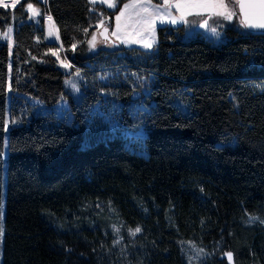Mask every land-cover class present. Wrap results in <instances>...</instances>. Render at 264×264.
<instances>
[{
    "label": "trees",
    "instance_id": "16d2710c",
    "mask_svg": "<svg viewBox=\"0 0 264 264\" xmlns=\"http://www.w3.org/2000/svg\"><path fill=\"white\" fill-rule=\"evenodd\" d=\"M109 12L88 0L0 7V30L15 27L12 48L0 42V264H191L186 242L205 249L197 264H264V222L249 221L264 218V31L230 28L212 44L163 25L152 48L90 53ZM48 15L60 43L45 40ZM60 46L95 78L78 102L49 54ZM103 92L120 103L119 126L145 128V152L120 130L88 136ZM24 96L67 98L70 116L20 120ZM9 104L20 122L7 130ZM115 223L141 231L117 243Z\"/></svg>",
    "mask_w": 264,
    "mask_h": 264
},
{
    "label": "rangeland",
    "instance_id": "374dc122",
    "mask_svg": "<svg viewBox=\"0 0 264 264\" xmlns=\"http://www.w3.org/2000/svg\"><path fill=\"white\" fill-rule=\"evenodd\" d=\"M46 1V0H41ZM90 2V0H88ZM112 3H114L115 7H108L107 3L104 2V0H97L95 4L91 3L92 5H100L101 8H105L108 11H110L104 20H100L97 22L96 27L97 29L91 33L90 39L88 40V51L90 53L98 52L102 49L106 50H114L120 47H143L144 43H151L152 47L154 44L158 41V27L163 25H169V26H183L184 27V35L183 39L189 40L191 38H202L206 41H209L212 44H221L225 42L228 38L227 30L232 28L236 29L238 31H246L247 28H244L239 23V14L237 16H234L231 21L222 19L221 17H218L214 14L211 10H200V9H183L184 12L191 11V15H186L185 19L187 20V23L178 22L176 24L171 23H160L157 21L155 24V31L154 35L150 30H144L145 26L139 25L136 23V20L138 17H136L135 12L136 9H128L125 13V16L121 18V28L117 30L116 28V19L115 17L119 15L120 11L124 10L123 5L124 4H147L151 3L152 5H156L161 12L165 10L166 5L168 4H176V3H189L193 2V0H111ZM223 2L231 8L234 0H223ZM33 4V3H32ZM35 8L38 9L40 12L39 16H32V13L30 11V20L33 22L38 23L40 21V17L42 15L41 8L33 4ZM27 9V7H26ZM172 12V15L174 17H180L181 11L177 10L175 7H172L169 9ZM238 12V9H236ZM200 12L199 15L196 14V12ZM112 12V13H111ZM131 17V19H129ZM167 19V17H165ZM204 20L208 21V27L201 26L204 22ZM104 21L103 27H100V22ZM125 22H127L128 26L125 27ZM55 24V23H54ZM12 31V40H6L2 38V34L7 31H1L0 30V42L6 41L10 45V48H12V45L14 43V26H10ZM50 27V22L46 19L44 23V30H45V40L47 41H54L57 43H60V38L56 39V35L59 37V32L54 33L53 36L48 35V30ZM56 27V25H55ZM109 28V36H111L112 41L105 39L102 37V34H104L103 28ZM216 29V32L213 33L211 31L212 28ZM57 28V27H56ZM115 32L116 35H112V33ZM95 36V47L93 48L91 46L92 37ZM115 42H117L119 45H115ZM151 47V48H152ZM149 49V48H148ZM57 51L59 53L60 59L58 60L55 56L51 55V52L49 53L51 56L55 57L58 66L67 73V76L64 80V86L65 89L70 92L72 97L75 101H80L82 99L83 90H84V84L89 87L90 84L95 80V78L92 77V80H86V77L83 76L81 71H79V75H77V70L72 69L71 62L69 61L68 57L63 51V47L60 46V48L53 50ZM61 61H63L66 64L71 65L69 68H65ZM95 70V68H92ZM107 71V70H105ZM102 77L104 79H102ZM71 80L73 83L77 85V87L80 89L79 92H76L73 90V88L66 83V81ZM97 81H102L104 83H109L110 78L109 75L106 74H99L96 78ZM88 83V84H87ZM10 93V92H9ZM25 98L19 99L21 101V104L19 105V118L20 120L22 118H30L33 113L38 112H54L58 116H64L69 117L70 116V102L67 98L62 99L61 102H59L57 105H54L52 107L46 106L42 101L38 100L37 98H33L31 96H24ZM102 100L100 103L96 104L90 111H88L86 116L87 121V132L88 136H106L107 134L113 133L115 134L116 131L120 130L121 135L124 136L126 139V144L133 150L137 152H145V136L146 131L143 126H139L135 129L131 128H124L122 126H119L117 123V115L120 113V103L116 101L114 98H110V95H108L106 92L102 93ZM11 111H10V104L7 106V122L6 127L7 130L10 128V125L17 124L20 122L16 119L11 120ZM7 144V141H6ZM8 154V147L6 146L5 149V155ZM2 216H4V210L2 211ZM251 217H255L256 219H250ZM250 222L255 221H261L264 222V218L262 217H256L251 215L249 217ZM118 230V231H117ZM135 230V229H134ZM134 230L125 228L122 225L115 223L114 231L115 235L117 237V243H122L124 239V235L126 234L130 238H134V236L131 234ZM138 234V233H137ZM184 252L186 254V257L188 261L191 264H197L202 258H204L207 254L205 252V249L200 247L199 245L193 243V242H186L181 243ZM202 250V251H201Z\"/></svg>",
    "mask_w": 264,
    "mask_h": 264
},
{
    "label": "snow or ice",
    "instance_id": "6c2138e0",
    "mask_svg": "<svg viewBox=\"0 0 264 264\" xmlns=\"http://www.w3.org/2000/svg\"><path fill=\"white\" fill-rule=\"evenodd\" d=\"M20 2V0H12V2L9 4L6 2V0H0V7L3 8H16L17 4ZM91 3L95 4L97 0H90ZM105 3H107V6L112 8L115 7L114 3L111 2V0H104ZM175 7L177 10L181 11L180 17H174L172 15V12L169 10L170 8ZM136 9L135 15L138 17L136 20V23L139 25L145 26L144 30H150L153 35L155 31V24L157 21L160 23H171L176 24L178 20L180 22L187 23V20L185 19L186 15H191L192 12H184L183 9H200V10H211L214 12V14L218 17H221L222 19L231 21L234 16H237L239 14V23L244 27L248 29H258V30H264V0H234V3L232 7L230 8L229 5L225 4L223 0H193V2L189 3H176V4H168L165 7V10L163 12L160 11V9L156 5H152L150 2L147 4H124L122 11H120L119 15L115 17L116 19V28L119 30L121 28V18L125 16V13L128 9ZM238 9V12L237 10ZM27 10L32 13V16H39L40 12L37 8L33 6L32 3H27ZM197 15L200 14V12H196ZM167 17V19H165ZM131 19V17H129ZM47 20L50 22V27L48 30V35L53 36L54 33H58L59 29L55 27L54 21L51 17V15L47 16ZM104 21L100 22V27H103ZM125 27L128 26L127 22H125ZM203 27H208V21L204 20L203 24L201 25ZM12 31L13 29L11 27L7 28V31L2 34V38L11 41L12 40ZM104 33L108 32V29L106 27L103 28ZM213 33L216 32V29L213 27L211 29ZM112 35H116L115 32L112 33ZM58 35H56V39H58ZM105 39H107V36H105ZM95 40L96 37H92L91 46L95 47ZM145 48H151V43H144L143 45ZM76 45L73 44L72 48L75 49ZM51 55L55 56L58 60L60 59L59 53L57 51L50 50ZM47 54V53H46ZM35 59V57H33ZM61 64L65 68L71 67V65L64 63L61 61ZM79 75V71L76 73ZM102 79H104L102 77ZM67 84H69L73 90L76 92H79L80 89L77 87L73 81L68 80L66 81ZM10 88V85H9ZM250 219H256L255 217H251ZM118 231V230H117ZM141 229L137 227L131 234L135 236L137 233H139ZM3 235V229L0 228V237ZM202 251V250H201ZM228 259L231 261L232 256L231 253H228Z\"/></svg>",
    "mask_w": 264,
    "mask_h": 264
},
{
    "label": "water",
    "instance_id": "95a60500",
    "mask_svg": "<svg viewBox=\"0 0 264 264\" xmlns=\"http://www.w3.org/2000/svg\"><path fill=\"white\" fill-rule=\"evenodd\" d=\"M107 29H108V32L102 34V37L105 38V36H107V39L112 41L111 36H109V28H107ZM247 29H248V28H247ZM249 30H253V31H264V30H258V29H249ZM115 45H119V44H118L117 42H115Z\"/></svg>",
    "mask_w": 264,
    "mask_h": 264
},
{
    "label": "crops",
    "instance_id": "0c3cea01",
    "mask_svg": "<svg viewBox=\"0 0 264 264\" xmlns=\"http://www.w3.org/2000/svg\"><path fill=\"white\" fill-rule=\"evenodd\" d=\"M6 2L10 4L12 2V0H6Z\"/></svg>",
    "mask_w": 264,
    "mask_h": 264
}]
</instances>
